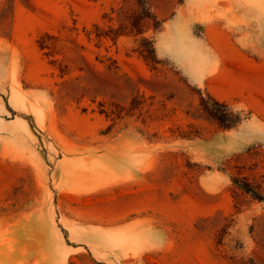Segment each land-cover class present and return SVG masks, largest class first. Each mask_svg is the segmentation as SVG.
<instances>
[{"label":"rangeland","instance_id":"1","mask_svg":"<svg viewBox=\"0 0 264 264\" xmlns=\"http://www.w3.org/2000/svg\"><path fill=\"white\" fill-rule=\"evenodd\" d=\"M248 188L264 0H0V264H264Z\"/></svg>","mask_w":264,"mask_h":264},{"label":"trees","instance_id":"2","mask_svg":"<svg viewBox=\"0 0 264 264\" xmlns=\"http://www.w3.org/2000/svg\"><path fill=\"white\" fill-rule=\"evenodd\" d=\"M209 101L214 105V107H210L209 103H206L203 100L201 102L202 108L210 118L216 120L221 126L233 127L241 121L240 111H233L227 103L218 102L212 98H209ZM247 191L251 192L259 199H264L263 194L260 192H255L253 189L249 188Z\"/></svg>","mask_w":264,"mask_h":264},{"label":"crops","instance_id":"3","mask_svg":"<svg viewBox=\"0 0 264 264\" xmlns=\"http://www.w3.org/2000/svg\"><path fill=\"white\" fill-rule=\"evenodd\" d=\"M257 91V89H255V92Z\"/></svg>","mask_w":264,"mask_h":264}]
</instances>
